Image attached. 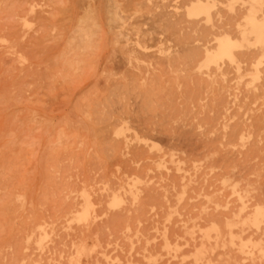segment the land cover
Wrapping results in <instances>:
<instances>
[{"label": "rangeland", "instance_id": "374dc122", "mask_svg": "<svg viewBox=\"0 0 264 264\" xmlns=\"http://www.w3.org/2000/svg\"><path fill=\"white\" fill-rule=\"evenodd\" d=\"M197 1L0 0V264H264V44L206 63L255 0Z\"/></svg>", "mask_w": 264, "mask_h": 264}, {"label": "bare ground", "instance_id": "6f19581e", "mask_svg": "<svg viewBox=\"0 0 264 264\" xmlns=\"http://www.w3.org/2000/svg\"><path fill=\"white\" fill-rule=\"evenodd\" d=\"M192 2H194L195 0H191ZM191 2V3H192ZM109 3V2H108ZM115 3V2H114ZM114 3H112V1H111V4H114ZM186 4V3H185ZM80 5V4H79ZM115 5V4H114ZM160 5V4H159ZM252 5V4H251ZM155 6V5H154ZM165 6H167V5H165ZM16 7V6H15ZM80 7H83V6H80ZM119 7H120V5H119ZM264 7V0H255L254 1V4L251 6V8L249 9V11H248V13L246 12V14H244V15H241V16H237V18H234V20H232V21H229V22H227L226 24H225V29H223L224 27H222L221 29H223L224 30V33H223V35H222V37H221V39H220V41H219V47H218V49H217V51L215 52V53H209V51H208V58H207V60H206V63L207 64H217L218 63V61H220V60H223V59H228V60H230V62H232V63H239L240 62V60L241 59H249V58H251V53L250 54H248V52L247 53H244V51H243V53H241V54H237L236 53V51L237 50H240V49H244V48H247V47H249L250 45H253V44H257V45H261V44H264V16H261L259 13H260V11H261V9ZM106 8V7H105ZM104 8V9H105ZM108 8V7H107ZM110 8H112V7H110ZM113 9V8H112ZM147 9V8H146ZM148 9H150V7L148 8ZM180 9V8H179ZM189 9V8H188ZM108 10V9H107ZM117 10V9H116ZM138 10V9H137ZM140 11H142V9H139ZM144 10V9H143ZM161 10V9H160ZM264 10V9H263ZM112 12L110 13L111 14V17H110V21L108 20L107 22H114V21H117V19H119L118 18V15L119 14H117V13H114V15H112L113 14V10H111ZM118 11V10H117ZM121 11V10H120ZM140 11H138V12H140ZM91 12H94L93 10L91 11ZM97 12H98V10H97ZM105 12H107V11H105ZM151 13V12H150ZM154 13V12H153ZM29 14V13H28ZM97 14H99V13H97ZM115 14H117V15H115ZM187 14H189V17H199V16H201V15H205L209 20H210V18H211V15H210V8L208 7V6H206V5H204L202 2H201V0H199V1H197V4L196 5H194L192 8H191V10L189 11V13H187ZM60 15V14H59ZM109 15V14H108ZM154 15V14H153ZM163 15H165V14H163ZM168 15V14H167ZM110 16V15H109ZM60 16H58V18H59ZM233 17H235V16H233ZM57 18V19H58ZM99 18V17H98ZM184 18V17H183ZM23 19V18H22ZM68 19V18H67ZM94 19H96V16H95V18ZM159 19V18H158ZM13 20H14V18H13ZM40 20V19H39ZM38 20V21H39ZM81 20H82V18H81ZM154 20V19H153ZM15 21V20H14ZM42 21V20H41ZM52 21H54V20H52ZM99 22H100V20H98ZM120 21V20H119ZM127 21V20H126ZM154 21H156V20H154ZM178 21V20H177ZM31 22V21H30ZM84 22V23H83ZM83 22H81V24L83 25L82 27H81V25L79 26V27H81V30H80V32H79V34L78 33H76V34H78L77 35V37H74V36H72L73 38H72V40L71 39H69V41H67V44L64 46L63 45V47H65L64 49H63V51L62 52H60V54L59 55H57L58 56V60H57V65L59 66V70H61V74H65L66 76L65 77H69V76H74L77 72H79L80 70H82L83 69V67L86 65V63H87V61H88V58H90L89 56L92 54V52L93 51H95V45H96V43H97V40H95L94 39V37H95V35L96 34H98V33H101L100 32V25H99V23L97 22V19L96 20H92V21H90V22H88V20L87 21H83ZM168 22V21H167ZM188 23V22H187ZM191 23V22H190ZM77 24V23H76ZM121 24V23H120ZM160 24V23H159ZM168 24V23H167ZM175 24V23H174ZM172 25V27L173 28H175V25ZM177 24H178V22H177ZM79 25V24H78ZM66 27L68 26V25H65ZM76 26V25H75ZM111 26V25H110ZM178 26V25H177ZM224 26V25H223ZM194 27V26H193ZM232 28V29H229V28ZM233 27H235V28H233ZM61 28V27H60ZM108 28H110V27H108ZM130 28V27H129ZM159 28H161V27H159ZM183 28H185V27H183ZM42 29V28H41ZM47 29V28H46ZM234 29H236V37H233L232 35V33H230V31L231 30H234ZM102 30V29H101ZM171 30V29H170ZM179 30V29H178ZM194 30V29H193ZM193 30H191V32L193 31ZM230 30V31H229ZM58 31V30H57ZM61 31V30H60ZM99 31V32H98ZM112 31H114V30H112ZM137 32H138V30H136ZM172 31V30H171ZM203 31H205V30H203ZM169 32V31H168ZM177 32V31H176ZM174 33V35L176 36L178 33ZM190 32V33H191ZM42 33V32H41ZM186 34H187V31L185 32ZM234 33H235V30H234ZM61 34V33H60ZM72 34V33H71ZM76 34H74L75 36H76ZM106 34V33H105ZM105 34H103V35H105ZM122 34V33H121ZM132 34V33H131ZM102 35V36H103ZM116 35V34H115ZM178 35H180V34H178ZM185 35V34H184ZM188 35V34H187ZM101 36V38H106L107 39V37L106 36H104V37H102ZM120 36V35H119ZM124 36H127V35H124ZM128 36H130V35H128ZM202 36H204V35H202ZM113 37V36H112ZM117 37V36H116ZM134 37V36H133ZM185 37V36H184ZM190 37H191V35H190ZM190 37H188L187 39H189ZM199 37V36H198ZM205 37H207V36H205ZM113 38H115V37H113ZM123 38H125V37H123ZM180 38V37H179ZM39 39V38H38ZM106 39H103V40H106ZM48 40V39H47ZM99 40V39H98ZM102 40V39H101ZM115 40H117V39H115ZM180 40H182V39H180ZM186 40V39H185ZM189 40H191V39H189ZM189 40H187V43H188V41ZM199 40V39H198ZM42 41H43V39H42ZM197 41V40H196ZM31 42V41H30ZM115 42V41H114ZM135 42V41H134ZM181 42V41H180ZM185 42V41H184ZM204 42V41H203ZM37 43V42H36ZM193 43H194V41H193ZM205 44H206V42H205ZM22 45H24V44H22ZM47 45H49V44H47ZM100 45V44H99ZM104 45V44H103ZM102 45V46H103ZM188 45V44H187ZM102 46H100V47H102ZM31 48H32V46H30ZM43 47H44V45H43ZM100 47H99V49H100ZM190 47V46H189ZM204 47V46H203ZM29 48V47H28ZM38 48V47H37ZM96 48H98V47H96ZM175 48V47H174ZM183 48H185L184 47V45H183ZM183 48H181V49H183ZM30 49V48H29ZM42 49V48H41ZM45 49H50V48H45ZM193 49V48H192ZM261 49H262V47H261ZM190 50V49H189ZM119 51V50H118ZM38 52V51H37ZM46 52H48V51H46ZM123 52V51H122ZM140 52V51H139ZM138 52V53H139ZM185 52V51H184ZM186 52H189V51H186ZM23 53V52H22ZM26 51H25V57H26ZM96 53V52H95ZM190 54H187L186 56L184 55V57L186 58V57H189V55L190 56H192L193 54H191V53H193V51H191V52H189ZM263 53H264V50H263ZM151 54V53H150ZM183 54V53H182ZM258 54V53H257ZM141 55V54H140ZM256 55V54H255ZM264 55V54H263ZM57 56H55V57H57ZM126 56V58H128L127 57V55H125ZM154 56H156V54L154 55ZM124 57V56H123ZM153 57V56H152ZM193 57V56H192ZM254 57V56H253ZM17 58V57H16ZM27 58V57H26ZM147 58V57H146ZM185 58H182L183 60H186ZM194 58V57H193ZM199 58H203L204 59V57L203 56H201V57H199ZM260 58V57H259ZM54 59V58H53ZM179 59H181V58H179ZM189 59V58H188ZM257 59V58H256ZM23 60V59H22ZM146 60H148V59H146ZM157 60V59H156ZM156 60H154V61H156ZM192 60V59H191ZM54 61V60H53ZM150 61V60H149ZM163 61H165V60H163ZM182 61V60H181ZM252 61V60H251ZM55 62V61H54ZM173 62V64H175L176 62L175 61H172ZM184 63H185V61H183ZM183 62H179V64H181V63H183ZM243 62V61H242ZM153 63V62H152ZM167 63V62H166ZM252 63V62H251ZM160 64V63H159ZM164 64V63H163ZM168 64H170V62L168 63ZM189 64V63H188ZM165 66H168V65H165ZM175 66H178V65H175ZM153 67H155V66H153ZM180 67V66H179ZM53 67H51V69H52ZM166 68V67H165ZM189 68V67H188ZM163 69V68H162ZM142 70V69H141ZM164 70V69H163ZM52 71V70H51ZM50 71V72H51ZM168 71V70H167ZM182 71V70H181ZM142 72V71H141ZM177 72V71H176ZM192 72V71H191ZM53 73V72H52ZM152 73V72H151ZM262 73V72H261ZM78 74V73H77ZM86 74V73H85ZM146 74V73H145ZM165 74H166V72H165ZM162 75V74H161ZM164 75V74H163ZM185 75H187V73L185 74ZM82 76V75H81ZM130 76H132V75H130ZM144 76V75H143ZM168 76H170L169 74H168ZM54 77V76H53ZM57 77V76H56ZM63 77V76H62ZM77 77H80V75L79 76H77ZM76 77V78H77ZM84 77H85V75H84ZM135 77V76H134ZM50 78H52V77H50ZM72 78V77H71ZM76 78H73V79H76ZM131 79H132V77H130ZM137 78H138V76H137ZM159 78V77H158ZM62 79V78H61ZM162 79V78H161ZM166 79V78H165ZM138 81H139V79H137ZM160 80V79H159ZM175 80V79H174ZM188 80V79H187ZM201 80V79H200ZM200 80H198V81H200ZM82 81V80H81ZM165 81H167V80H165ZM155 82H157V81H155ZM206 82V81H205ZM70 83H73V82H70ZM125 83V82H124ZM130 83H132V82H130ZM159 83V82H158ZM163 83V82H162ZM161 83V84H162ZM169 83V82H168ZM172 83V82H171ZM194 83V82H193ZM263 83V82H262ZM50 84H53V83H50ZM126 84H128V83H126ZM125 84V85H126ZM133 84H135V83H133ZM132 84V85H133ZM137 84V83H136ZM156 84V83H155ZM167 84V83H166ZM181 84V83H180ZM188 85L190 84V83H187ZM186 84V85H187ZM131 85V86H132ZM157 85V84H156ZM52 86V85H51ZM123 86H124V84H123ZM127 86V85H126ZM128 86H130L129 84H128ZM131 86L130 87H128V88H131ZM134 86H137V85H134ZM148 86H153V85H148ZM66 87V86H65ZM159 86H157V88H158ZM151 88H153V87H151ZM154 88H156V86L154 87ZM261 88V87H260ZM132 89V88H131ZM149 89V87H147V90ZM153 90V89H152ZM159 90V89H158ZM174 90V89H173ZM260 90V89H259ZM148 91H150V90H148ZM160 91V90H159ZM165 91V90H164ZM171 91V90H170ZM169 90H168V92H170ZM119 93V92H118ZM133 93V92H132ZM149 93H151V92H149ZM155 93H157V91H155ZM263 93V92H262ZM120 94H122V93H120ZM138 94H140V93H138ZM137 94V95H138ZM153 94H154V92H153ZM158 94V93H157ZM113 95H115V96H117L115 93H113ZM119 95V94H118ZM126 95V94H125ZM132 95V94H131ZM131 95H129V96H131ZM155 95V94H154ZM115 96H112L113 98H115V101L116 102H118V103H120L119 102V98H117V97H115ZM127 96V95H126ZM157 96V95H156ZM165 96V95H164ZM167 96V95H166ZM165 96V97H166ZM174 96V95H173ZM119 97H121V98H123L121 95H119ZM128 97V96H127ZM109 99V98H108ZM111 99V98H110ZM127 100H128V98H126ZM152 99V98H151ZM156 98H154L153 100H155ZM126 100V101H127ZM144 100H147V98L146 99H144ZM153 100H151V101H153ZM161 100V99H160ZM168 100H170V99H168ZM109 101V100H108ZM120 101H122V100H120ZM125 101V100H124ZM150 101V100H149ZM148 101V102H149ZM107 102V101H106ZM114 102V101H113ZM144 103H142V105L143 104H146L147 103V101H143ZM117 103V104H118ZM122 103H124V102H122ZM121 103V104H122ZM159 103H161V101H159ZM151 104V103H150ZM105 105H107V103L105 104ZM124 105V104H123ZM160 105V104H159ZM146 106L148 107V104H146ZM151 106H152V104H151ZM104 107H107V106H104ZM109 107H112V106H109ZM156 107V106H155ZM166 107H168L169 108V106H166ZM151 108L152 107H149L148 109L150 110V111H152L151 110ZM125 109V108H124ZM142 109H144V107L142 108ZM154 109H156V108H154ZM98 110V109H97ZM102 110H104V109H102ZM101 110V111H102ZM108 110V109H107ZM148 110V111H149ZM159 110V109H158ZM157 110V111H158ZM109 112H111L110 111V109L108 110ZM98 112H100V111H98ZM102 112H104V111H102ZM147 113V112H146ZM150 113H152V112H150ZM112 114V113H111ZM102 115V114H101ZM162 115V114H161ZM108 118V117H107ZM110 118V117H109ZM108 118V119H109ZM110 120V119H109ZM165 120V119H164ZM105 121V120H104ZM169 128H167L166 130H168ZM153 130V129H152ZM162 130V129H161ZM62 137V136H61ZM123 140V139H122ZM121 201L119 200V199H116L115 200V202H114V206H118L119 204L121 205ZM260 209H258L256 212H257V214L255 215V217H254V219L250 222V224L251 225H257L260 221H261V219L264 217V211H259ZM264 222V221H263ZM247 224V223H246ZM249 225V224H248ZM262 252L264 253V250H262Z\"/></svg>", "mask_w": 264, "mask_h": 264}]
</instances>
